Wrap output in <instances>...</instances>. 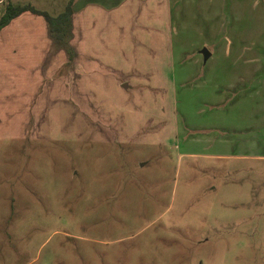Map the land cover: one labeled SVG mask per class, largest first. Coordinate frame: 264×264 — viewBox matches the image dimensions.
<instances>
[{"label": "rangeland", "instance_id": "1", "mask_svg": "<svg viewBox=\"0 0 264 264\" xmlns=\"http://www.w3.org/2000/svg\"><path fill=\"white\" fill-rule=\"evenodd\" d=\"M76 2L0 34V264H264V0Z\"/></svg>", "mask_w": 264, "mask_h": 264}, {"label": "trees", "instance_id": "2", "mask_svg": "<svg viewBox=\"0 0 264 264\" xmlns=\"http://www.w3.org/2000/svg\"><path fill=\"white\" fill-rule=\"evenodd\" d=\"M77 0H69L65 10L56 17L51 16L46 11L37 10L30 4H18L14 5L8 3L2 15H0V34L7 28L14 20L21 17L25 13H32L34 15L42 17L49 29L50 37L55 46L59 45V48L68 46L71 33L70 22L74 14V9Z\"/></svg>", "mask_w": 264, "mask_h": 264}, {"label": "crops", "instance_id": "3", "mask_svg": "<svg viewBox=\"0 0 264 264\" xmlns=\"http://www.w3.org/2000/svg\"><path fill=\"white\" fill-rule=\"evenodd\" d=\"M209 59L206 62L204 61V63H207L209 61ZM251 65H252V63H251ZM253 71L255 72V70H253ZM252 91H253V89H250L248 91V95L251 94ZM258 94H262L263 95V98H264V91L263 92H259ZM252 111L253 112H250V113L248 112V114L250 115V119H252V121L253 120L254 121L257 120L258 121V124L256 126H249V129L253 131V135L255 137H258V135H259V139L255 138L252 141H256V142H254V144H252L251 142H249V145L248 146L253 147V148L264 147V135H261V133H260V131H263V129H264V104H263V106H260L258 109H256V110L253 109ZM209 128L203 129L202 132L208 134L209 131H213L214 130L211 127H209ZM232 138H234V137H232ZM219 140H214L212 142H209L208 141V144L210 145L209 150H210V148L214 149V147L217 145L218 146V150H221L222 152H217V154H212V155L214 157H218V158L229 157V155L227 156V154H225L224 152L225 151H228L230 149V148L226 149L227 147H230V145L232 147L235 146V145H233V141H231V138L228 137V134L225 131H224V134H223L222 138H220ZM185 155H187L188 157H190V156L191 157L192 156H197L194 152H190V153H187ZM232 157L233 156H231L229 158H232ZM250 157L253 158L254 160L264 161V154H262V152L261 153L260 152L257 153L256 151H254L253 154H252V156H250Z\"/></svg>", "mask_w": 264, "mask_h": 264}, {"label": "water", "instance_id": "4", "mask_svg": "<svg viewBox=\"0 0 264 264\" xmlns=\"http://www.w3.org/2000/svg\"><path fill=\"white\" fill-rule=\"evenodd\" d=\"M201 55L203 56L204 61L206 62L211 56L212 53L210 52V50L206 47H204L201 51H200ZM126 88V86L124 87Z\"/></svg>", "mask_w": 264, "mask_h": 264}]
</instances>
